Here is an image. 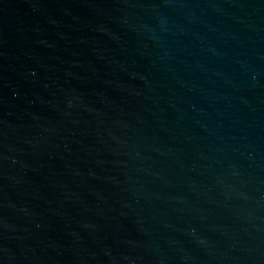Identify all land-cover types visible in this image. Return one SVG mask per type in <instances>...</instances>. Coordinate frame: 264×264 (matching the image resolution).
<instances>
[{
    "label": "water",
    "instance_id": "1",
    "mask_svg": "<svg viewBox=\"0 0 264 264\" xmlns=\"http://www.w3.org/2000/svg\"><path fill=\"white\" fill-rule=\"evenodd\" d=\"M264 149V0H134Z\"/></svg>",
    "mask_w": 264,
    "mask_h": 264
}]
</instances>
